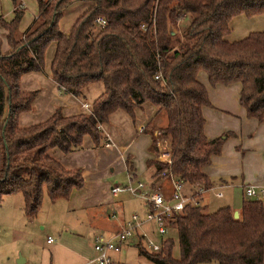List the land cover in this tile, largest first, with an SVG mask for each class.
<instances>
[{
  "label": "trees",
  "instance_id": "16d2710c",
  "mask_svg": "<svg viewBox=\"0 0 264 264\" xmlns=\"http://www.w3.org/2000/svg\"><path fill=\"white\" fill-rule=\"evenodd\" d=\"M9 1L12 19H0L7 49L0 51V200L19 194L26 218L36 216L43 194L50 202L66 200L83 187L81 172L63 169L49 151L79 150L84 136L96 147L99 127L113 112L133 121V110L145 103L155 109L142 130L150 137L148 152L156 155V131L168 140L170 157L169 165L145 162L151 177L166 172L183 185L210 187L203 169L219 154L226 135L210 141L203 135L201 108L209 103L198 72L211 86L239 84L238 104L246 117L264 123V32L225 40L229 21L264 13V0H36L37 16L23 33L17 32L22 7ZM74 3L89 5L63 34L57 23ZM97 18L102 27L93 25ZM183 18L188 23L178 34ZM51 44L49 69L58 90L80 100L89 84H100L102 92L88 113L63 117L55 108L44 122L19 128L18 116L31 110L37 95L20 91L19 79L42 70ZM162 224L175 229L179 256H171L170 237L160 240L158 251L145 250L136 237L137 253L152 264H263L260 201L242 200L236 219L229 206L205 213L185 203Z\"/></svg>",
  "mask_w": 264,
  "mask_h": 264
},
{
  "label": "crops",
  "instance_id": "0c3cea01",
  "mask_svg": "<svg viewBox=\"0 0 264 264\" xmlns=\"http://www.w3.org/2000/svg\"><path fill=\"white\" fill-rule=\"evenodd\" d=\"M2 3H4V0H2ZM19 3L21 7L23 6L22 14H24L25 3L21 0ZM35 9L36 11L30 14L29 19L26 20V16L23 15V20L17 28L19 32H25L35 20L37 6H35ZM4 13L3 17L0 15V19L9 21L12 17V10L11 14L5 11ZM51 46L53 55L54 45L51 44ZM1 52H7L6 47ZM51 58H49L50 61ZM49 65L50 62L48 68L46 66L45 68L43 63L40 72L26 73L19 79L20 91H37V95L31 103V110L18 116L17 125L19 128H27L44 122L55 108H60L63 117L88 113V105L102 92L101 85L93 83L82 90V100L63 94L51 79ZM196 80L205 88L209 103V107L201 108L205 139L210 141L226 135L219 154L212 156L209 165L203 169V174L210 181V190L204 194L207 193L210 195L209 197H214L212 193L220 191V198H223L227 193V203H224L223 206H229L232 211L236 210L238 213L240 203L244 200L241 190L242 185H260L264 183V123H258L256 120L246 117L244 109L238 104L239 84L211 86L203 72L196 74ZM145 104L133 110V121L121 111L113 112L108 117L107 124L102 125L100 128L101 140L96 147L92 145L87 136H84L79 150L62 154L54 149L47 153L63 169L67 171L79 170L83 177V187L70 192L69 197L65 200L67 202L65 210L67 212L92 210L91 219L89 221L87 219L89 228L86 229L85 234L74 233L66 226L63 230L65 233L58 234L59 243L67 242L70 248L77 251V254L69 252V259L74 264H85L81 260L85 261L86 259L81 257L83 253L80 252L79 238H86V235L93 229L98 230L96 233H102L103 235L114 232L118 228V223L124 220L123 218L127 216L129 210L131 211L129 208L135 207L130 205L133 199L140 202L138 206L142 210L141 213L143 214L145 211L144 203L128 193L120 192L112 195L109 192L110 186L116 184V179L113 177L114 172L124 174L126 181L124 184L127 182L134 183L139 180V177L145 175L146 183H150L152 187L159 189L165 197L170 192L171 186L168 179L160 176L152 178L153 170L145 164L147 160L156 161L157 156V152L156 155L148 152L150 137L144 132L138 131V128H143L155 114V110L145 108ZM84 105L85 107H83ZM137 118L139 119L137 120ZM129 121L130 124H128ZM134 121L137 122L136 127H134ZM112 122L117 125V130L113 128ZM154 134L158 137H154ZM119 135L121 140H119ZM152 135L156 140L162 138L166 142L168 141L165 137L159 136L156 131ZM106 137L111 143L108 148L103 147ZM111 177L113 178L109 182ZM194 189V186L181 185V191L184 194H189ZM203 195L201 208L205 207ZM15 198V208L18 206L20 211V217L18 218L20 223L14 221L12 232L16 237L22 236L24 239L26 235L32 233L30 224L33 222L32 220H36L39 211L35 217L26 218L23 215L21 196ZM11 212L14 213L13 207ZM113 212L117 214L116 218L111 216L114 214ZM67 231L70 233H67ZM78 235H82V237ZM45 239L44 244L46 246L49 247L54 244V240L51 243H46ZM130 242L131 240L127 241L121 246V249ZM49 248L48 251L51 253ZM87 254L86 263L91 264L93 256L92 243ZM12 258L13 261L18 262L16 264H26V258L23 254L17 256L14 254ZM113 262L119 263L118 260ZM262 262L264 264V255ZM49 264L51 263L49 262ZM121 264L123 263L121 262Z\"/></svg>",
  "mask_w": 264,
  "mask_h": 264
},
{
  "label": "rangeland",
  "instance_id": "374dc122",
  "mask_svg": "<svg viewBox=\"0 0 264 264\" xmlns=\"http://www.w3.org/2000/svg\"><path fill=\"white\" fill-rule=\"evenodd\" d=\"M21 1L25 3V8H24L25 13L22 14L18 25L23 20V15L26 16V20H27L29 19L30 14L33 11H36L35 9L36 0H21ZM88 5L89 4L87 3H74L70 7H68L65 13L63 14V16L59 19L57 23L59 31L63 34H67L74 20L84 9H86ZM11 10H12V4L9 0H4V3H2V0H0V15L2 17L5 14L4 11L11 14ZM187 23H188V19L183 18L179 22V27L176 29V32L180 34L187 25ZM228 28H229V33L228 35L225 36V40L228 42H235L244 39L250 33L264 32V13L252 17H245V16L233 17L229 21ZM96 30L97 28L95 27L94 31ZM17 32L21 33L18 30ZM3 36H4V32L0 29V41H1L0 51H3L5 49V41ZM51 51H52V46L49 45L44 52V57H43L44 67L46 66L48 68V64L50 62L49 58L52 57ZM145 106H146L145 108L149 110H155L150 104H145ZM138 119L139 118H137V120ZM158 122L159 124H161L162 121L160 120ZM112 124H113V128L117 130L116 129L117 125L114 124V122H112ZM128 124H130V121ZM136 126H137V122L134 121V127ZM155 136L156 134H154V137ZM157 137L158 136H156V138ZM119 140H121L120 135H119ZM113 177H115L117 185H121L126 182L123 173L117 174L116 172H114ZM113 177L109 179V182L112 180ZM139 181L143 183L146 182L145 175L139 177ZM209 196L210 195L207 193L203 195V199H204L203 202H205V207L201 209L205 213L213 211L219 206L220 207L223 206L224 203H227L226 201L228 198L227 193L223 196V198H214ZM15 197H20V196L19 194L10 195L7 197L4 196L0 200V264H16V261H13L12 258L14 254L16 256L18 254L21 255L23 254L26 258L25 259L26 264H49V262L51 264H74V262L69 259L70 257L69 252L76 253L77 251L70 248L67 242L63 244L59 243L58 234H60L61 232L65 233V231H63L64 226L69 228V230H71L74 233L85 234L86 229L89 228L88 221L91 219L90 216L92 215V210H87V212L85 210H75V211L67 212L65 210V205L67 203L65 202V200H57L56 202L52 203L46 198L45 194H43L41 200V206L37 218H35L36 220H32L33 222H31L30 224L32 233L26 235V238L23 239L22 236L16 237L12 232V224L14 223V221L15 223L16 222L20 223L18 221V218L20 217V211L18 210V206L15 208L16 205ZM138 204H140V202L134 199L130 202V205L135 207L129 208L131 209V211L129 210L127 216L132 212L137 213L139 215L142 214L141 213L142 210L140 206H138ZM12 207L14 208V213L11 212ZM113 213L115 214V218H116L117 214L115 212ZM149 226L151 228V231H153V229L156 228L152 224H150ZM97 231L98 230L93 229V231H91L88 235H86L87 236L86 238H83L82 235H78L82 237L79 238L78 241L80 242L79 243L81 249L80 252L83 253L81 257L84 259L86 258L85 261H83L82 259L81 262H84L85 264L88 263V262L86 263L88 259L87 253L89 248L91 247L93 235ZM67 233L70 232L67 231ZM148 235L154 242L157 243H159L160 240H162L164 237H170L173 243L171 248V256L173 258H178L179 252L176 243V233L174 228H169V229L166 228L165 234L161 237L157 236L154 233H148ZM46 236H50L54 240L53 242L54 244L49 246L50 248L44 244V239L46 238ZM136 243H138L136 237L131 238V242L127 246H124L117 254L111 255L112 261L118 260L119 263L122 262L123 264H152L151 262L146 260L143 256L137 253ZM139 243L145 250L150 251L148 247L145 246L144 240L140 239ZM48 248L50 249L51 253H49ZM200 264H216V263L209 262V263H200Z\"/></svg>",
  "mask_w": 264,
  "mask_h": 264
},
{
  "label": "built area",
  "instance_id": "2783aa9c",
  "mask_svg": "<svg viewBox=\"0 0 264 264\" xmlns=\"http://www.w3.org/2000/svg\"><path fill=\"white\" fill-rule=\"evenodd\" d=\"M94 26L102 27L103 21L99 18L93 22ZM154 79H157L155 77ZM85 107V105L83 106ZM101 126L99 127L100 130ZM143 128H138L139 132H142ZM110 141L106 137L103 147L108 148ZM155 146L157 150L156 161L162 164L169 165V153L167 148V142L165 139H155ZM160 177L168 179L170 183V192L168 196H164L163 193L151 186L150 183L141 182L139 180L134 183L127 182L124 185H112L109 188V192L115 195L120 192H125L132 197L142 201L145 205V211L139 215L137 213H130L129 216L121 220L118 223V228L109 235H103L102 233H96L92 238V250L93 256L91 264H112L111 255L117 254L121 246L133 237H139L144 240L145 246L150 251H158L160 242H154L148 235V233H154L157 236H163L166 232V227L162 224L163 217H169L172 213L178 212L182 209L185 203H190L194 206H200L202 203V195L210 190V188H203L201 186H195L194 191L189 194H184L181 191V183L175 177H172L166 172H162ZM242 196L247 200L260 201L264 205V183L260 185L245 184L241 187ZM212 195L216 198L221 197L220 191H215ZM114 218V214L111 215ZM150 224L155 229L151 231ZM46 243H51L53 239L46 237Z\"/></svg>",
  "mask_w": 264,
  "mask_h": 264
},
{
  "label": "water",
  "instance_id": "95a60500",
  "mask_svg": "<svg viewBox=\"0 0 264 264\" xmlns=\"http://www.w3.org/2000/svg\"><path fill=\"white\" fill-rule=\"evenodd\" d=\"M237 217H238L237 211L236 210H233L232 211V218L236 219ZM16 263H18V262H16Z\"/></svg>",
  "mask_w": 264,
  "mask_h": 264
}]
</instances>
